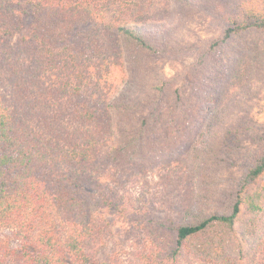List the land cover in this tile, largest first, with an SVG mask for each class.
I'll return each instance as SVG.
<instances>
[{
  "label": "trees",
  "instance_id": "1",
  "mask_svg": "<svg viewBox=\"0 0 264 264\" xmlns=\"http://www.w3.org/2000/svg\"><path fill=\"white\" fill-rule=\"evenodd\" d=\"M194 10L212 34L170 48L163 37ZM249 29L264 31V0H0V232L13 234L0 238V264H264V202L249 199L264 182V135L217 199L206 171L221 139L209 122L178 166L197 193L178 217H149L132 258L107 251L87 202L91 171L170 163L194 143L208 110L183 90L225 107L242 67H204ZM187 54L167 75L154 61Z\"/></svg>",
  "mask_w": 264,
  "mask_h": 264
},
{
  "label": "rangeland",
  "instance_id": "2",
  "mask_svg": "<svg viewBox=\"0 0 264 264\" xmlns=\"http://www.w3.org/2000/svg\"><path fill=\"white\" fill-rule=\"evenodd\" d=\"M211 34L212 30L205 22L204 14L194 10L191 16L178 21V25L163 39L170 48H177L186 43L200 42ZM154 61L167 75L191 62L192 56L187 54L177 61L157 57ZM213 62L240 65L242 68L237 81L242 77V85L240 87L238 84L230 90L227 97L232 98L226 100L225 107H222L223 103L209 105L202 97V90L195 93L191 87L184 88L183 93L187 98L208 110L197 121L194 143L187 142L170 155L164 156L170 163L155 164L147 161L144 167L134 164L132 168L117 173H114L111 165H107L101 171V178H97L93 171L87 176L88 189L91 191L87 202L99 218V234L108 237L106 246L111 254L132 258L136 251L144 247L147 235L145 225L149 217L157 219L167 213L171 214L172 210L180 213L186 201L192 199L196 191L186 175L178 171V166L190 162L195 140L209 122L217 125L221 139L215 158L217 164L215 167L209 164L206 171L217 199L230 198L234 182L246 163L243 155L256 135H264V31L249 29L228 41L204 69ZM194 75L195 86L199 88L204 79L197 73ZM107 171L114 175V181L108 177L103 178ZM208 186L203 184L201 189ZM249 199L264 202V182L252 189ZM176 212L171 215L178 217L179 213ZM209 212L211 208L205 214ZM12 237L13 234L8 230L0 232V238ZM12 245L15 247L17 244L13 241ZM243 264L249 263L246 261Z\"/></svg>",
  "mask_w": 264,
  "mask_h": 264
}]
</instances>
